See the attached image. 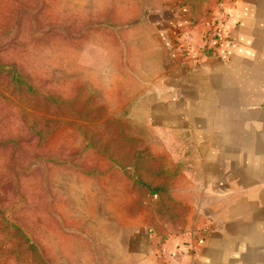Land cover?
<instances>
[{"label":"rangeland","instance_id":"1","mask_svg":"<svg viewBox=\"0 0 264 264\" xmlns=\"http://www.w3.org/2000/svg\"><path fill=\"white\" fill-rule=\"evenodd\" d=\"M209 1L0 0V264H122L184 216L151 84Z\"/></svg>","mask_w":264,"mask_h":264},{"label":"crops","instance_id":"2","mask_svg":"<svg viewBox=\"0 0 264 264\" xmlns=\"http://www.w3.org/2000/svg\"><path fill=\"white\" fill-rule=\"evenodd\" d=\"M216 7L224 39L202 51L206 25L176 20L177 57L151 84V117L185 154L184 218L135 230L122 264H264V0Z\"/></svg>","mask_w":264,"mask_h":264},{"label":"built area","instance_id":"3","mask_svg":"<svg viewBox=\"0 0 264 264\" xmlns=\"http://www.w3.org/2000/svg\"><path fill=\"white\" fill-rule=\"evenodd\" d=\"M219 18L210 19L209 23L206 25V28L202 32V51L208 50L215 46L216 43L220 42L225 37V31L223 28V20L225 21V16L219 15Z\"/></svg>","mask_w":264,"mask_h":264}]
</instances>
